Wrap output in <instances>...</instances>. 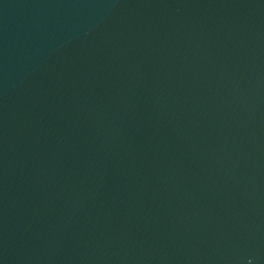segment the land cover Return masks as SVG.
Wrapping results in <instances>:
<instances>
[{"label":"water","instance_id":"1","mask_svg":"<svg viewBox=\"0 0 264 264\" xmlns=\"http://www.w3.org/2000/svg\"><path fill=\"white\" fill-rule=\"evenodd\" d=\"M0 264H264V0H0Z\"/></svg>","mask_w":264,"mask_h":264}]
</instances>
